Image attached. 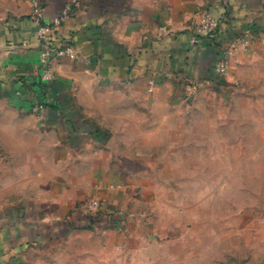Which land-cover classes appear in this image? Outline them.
<instances>
[{
  "label": "crops",
  "instance_id": "crops-1",
  "mask_svg": "<svg viewBox=\"0 0 264 264\" xmlns=\"http://www.w3.org/2000/svg\"><path fill=\"white\" fill-rule=\"evenodd\" d=\"M40 1L45 20L69 2ZM203 2L222 20L213 36L195 33L200 11L185 1L78 0L50 37L77 55H52L42 83L32 0H0V264H117L159 242L147 115L225 84L214 70L224 50L230 69L264 47V0ZM185 76L202 84L188 90ZM123 96L122 113L101 101Z\"/></svg>",
  "mask_w": 264,
  "mask_h": 264
},
{
  "label": "rangeland",
  "instance_id": "rangeland-1",
  "mask_svg": "<svg viewBox=\"0 0 264 264\" xmlns=\"http://www.w3.org/2000/svg\"><path fill=\"white\" fill-rule=\"evenodd\" d=\"M181 1L203 10V0ZM223 75L179 112L147 115L150 234L160 238L117 264H264V47ZM101 101L122 113L130 100Z\"/></svg>",
  "mask_w": 264,
  "mask_h": 264
},
{
  "label": "built area",
  "instance_id": "built-area-1",
  "mask_svg": "<svg viewBox=\"0 0 264 264\" xmlns=\"http://www.w3.org/2000/svg\"><path fill=\"white\" fill-rule=\"evenodd\" d=\"M78 6V0H69L59 10L58 14L49 20H45L43 16V3L40 0H32V13L31 18L37 25V38L41 45V51L38 58V66L40 73V80L42 83H47L54 78L51 67L52 55L75 57L77 55L76 48L67 42H57L52 44L50 37L52 33L62 24L66 17L72 12V10ZM222 20L215 18L207 10H202L199 15V22L194 26L195 33H206L213 36L217 33ZM243 45L248 43L247 39L241 41ZM227 49L223 51L221 57L216 61L214 70L217 74L223 75L227 63L226 55ZM183 84L189 90H195L202 82L196 81L188 76L183 78ZM42 103H37L33 106V111L37 112L43 109ZM99 200L91 199L88 203V209L90 211H96L99 207Z\"/></svg>",
  "mask_w": 264,
  "mask_h": 264
}]
</instances>
